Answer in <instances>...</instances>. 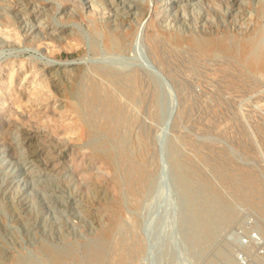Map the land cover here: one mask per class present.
I'll return each instance as SVG.
<instances>
[{
  "label": "rangeland",
  "instance_id": "obj_1",
  "mask_svg": "<svg viewBox=\"0 0 264 264\" xmlns=\"http://www.w3.org/2000/svg\"><path fill=\"white\" fill-rule=\"evenodd\" d=\"M171 1L0 0V264H264V0Z\"/></svg>",
  "mask_w": 264,
  "mask_h": 264
},
{
  "label": "bare ground",
  "instance_id": "obj_2",
  "mask_svg": "<svg viewBox=\"0 0 264 264\" xmlns=\"http://www.w3.org/2000/svg\"><path fill=\"white\" fill-rule=\"evenodd\" d=\"M171 7H177L178 6V0H173V1H171ZM218 45H219V48H221V49H223V50H226V51H228L226 48V44L224 43V41L222 40V41H219L218 42ZM48 57V56H47ZM45 58V57H44ZM48 63V62H47ZM73 63V62H72ZM77 63V62H76ZM69 64V63H68ZM71 64V63H70ZM74 65V64H73Z\"/></svg>",
  "mask_w": 264,
  "mask_h": 264
},
{
  "label": "built area",
  "instance_id": "obj_3",
  "mask_svg": "<svg viewBox=\"0 0 264 264\" xmlns=\"http://www.w3.org/2000/svg\"><path fill=\"white\" fill-rule=\"evenodd\" d=\"M239 259L243 260L242 255L239 256ZM243 264H245V261H242Z\"/></svg>",
  "mask_w": 264,
  "mask_h": 264
}]
</instances>
